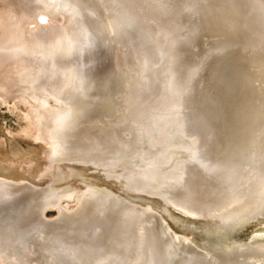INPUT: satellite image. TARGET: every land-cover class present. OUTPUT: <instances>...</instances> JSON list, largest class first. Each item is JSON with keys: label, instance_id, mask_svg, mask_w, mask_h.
<instances>
[{"label": "bare ground", "instance_id": "1", "mask_svg": "<svg viewBox=\"0 0 264 264\" xmlns=\"http://www.w3.org/2000/svg\"><path fill=\"white\" fill-rule=\"evenodd\" d=\"M36 1V11L51 8L67 14L75 27L49 48L55 55L72 53L79 40L87 46L97 39L88 20L96 13L91 0ZM103 1L113 8L100 31L114 40L137 31L140 12L147 16L151 52L136 57L140 67L133 77L135 89L129 87L124 95L119 128L128 143L144 147L134 163L151 172L142 179L156 183L153 192L160 193V183L166 185L162 194L168 203L198 218H224L220 223L234 228L264 218V0ZM29 46L48 50L43 39L26 40L17 33L3 46L0 60L19 67L10 83L54 94L64 106L50 113L45 128L54 155L61 156L71 143L73 156H101L104 148L85 142L78 132L87 108L66 105L71 96L66 91L87 96L90 81L80 75L56 83L48 55L33 56ZM32 58L38 75L29 67ZM21 186L29 191L27 201L16 194ZM36 191L0 177V260L16 259L33 237L45 236V250L55 264H172L176 257L177 264H264L263 231L249 242L236 243L238 251L222 260L195 253L187 239L162 223L157 228L150 209L114 206L91 190L37 202ZM64 198L75 199L80 210L68 215L61 207ZM49 207L60 209L62 226L53 228L35 218ZM156 234L161 236L158 244ZM163 235L171 248L163 245Z\"/></svg>", "mask_w": 264, "mask_h": 264}, {"label": "rangeland", "instance_id": "2", "mask_svg": "<svg viewBox=\"0 0 264 264\" xmlns=\"http://www.w3.org/2000/svg\"><path fill=\"white\" fill-rule=\"evenodd\" d=\"M91 1L94 3L96 13L92 14L88 20L97 39L87 46L79 40L71 50L72 53L55 55L50 49L60 40L58 36L60 34L65 36L72 28H75L72 21L68 20L70 19L68 15L55 12L51 8L46 11H36L35 7L39 6L36 0H0V52L17 33L26 40L41 38L46 42L48 50L43 51L29 46L28 51L36 57L48 55L46 61L50 68L56 70V75L53 77L56 83H65L63 78L70 76L77 78L80 75L90 81L87 96L69 88L66 94L71 96L70 100L66 101V105L72 108L79 106L87 108L88 111L86 110L80 117L78 132L85 136L81 135L85 142L93 144L97 142L96 145L100 149L104 148V150L101 149L102 157L96 158L99 161L96 164V159L90 160L83 155L73 156L70 154L71 143L61 156H55L53 143L47 138L45 128L50 119L49 115L64 106L54 94L39 89H26L20 84L12 83L14 75L16 78L19 73V67L14 62L0 60V177L38 188L33 197L37 202L44 198L60 197L67 193L79 194L91 190L97 194L98 199L107 198L114 206L128 204L149 207L163 216L175 234L187 239V247L195 253L212 254L226 260V255L238 251L235 240H240V237L235 235V230L230 226L220 223H224L225 219L198 218L173 207L162 194L166 185L160 183V193L153 192L156 183L142 179L150 176L151 172L134 166L136 158L144 147L128 143L119 128L122 127L121 116L125 111L124 95L129 87L135 89L133 82L138 76L140 67L135 55L138 39L136 40L130 34L124 38L121 37V41H117L109 32H101L100 28L107 24L113 7L103 0ZM128 1L133 3L134 0ZM29 67L34 69V75L39 74L34 58L30 59ZM76 72L80 74L77 75ZM6 78H9V81ZM40 109L45 111L40 112ZM39 112H43L41 116ZM43 119L44 122H42ZM81 124L83 126L85 124L86 127L82 126L80 129ZM137 177L146 184L135 180ZM16 194L23 200L29 199V191L23 186L16 189ZM61 207L67 209L68 215L80 210V205L75 199H62ZM35 218L46 225L49 223L54 225L53 228L62 226L59 222L61 212L58 207H49L43 214H35ZM263 225L264 218L246 224L241 240L249 242L248 237L251 236V232ZM48 239L49 237L45 240V236L33 237L31 246H28L24 253L18 252L16 259L12 256L5 257L0 260V264H40L42 260L47 261L46 264H55L54 259L45 250ZM164 243L165 248L170 247L167 240ZM178 255L180 256V253ZM176 258L175 263L172 264H177L180 260Z\"/></svg>", "mask_w": 264, "mask_h": 264}, {"label": "water", "instance_id": "3", "mask_svg": "<svg viewBox=\"0 0 264 264\" xmlns=\"http://www.w3.org/2000/svg\"><path fill=\"white\" fill-rule=\"evenodd\" d=\"M140 15H142L141 16L142 21H141L140 25H138V28L139 29L137 28L136 29L137 31H134L133 33H129V34L126 35V36H129L130 34H133V36L136 38V40L138 39V43L136 45L137 50H136V53H135L136 57H139L142 54V52H144V51L147 52V54L148 53L150 54V52H151V50H150L151 46L149 45L150 32H149V30H147L146 26L148 24L145 22L146 19H147L145 17H147V16L144 13H142V12H140ZM160 17L162 18V21L164 20L165 23H168V20L163 17V14H161ZM154 70H155V73H159L158 70L155 67H154ZM146 192L149 193L148 191H146ZM123 205L133 206V205H128V204H123ZM134 207H136V208H142V209H150L151 216L153 217V224L158 228V226L162 223L163 225H165L167 228L170 229L168 223L165 221V219L163 218V216L160 215L159 213L155 212L153 209H151L149 207H138V206H134ZM230 228H232L233 230H235L234 233H235L236 236L238 235L240 237V240H235V243H244V242H247V241L241 240V237H242L241 234L244 232L243 229L245 228V225L240 226V227H237V228H234L233 226H230ZM262 231L264 232V225L262 227L256 229V230L252 231L251 232V236L248 237V240L250 241V239L252 237H254L256 234H258L259 232H262ZM158 238H161V236L156 234L155 237H154V240H157V244H158V240H160ZM165 240L168 241L169 240V237H167V236L165 237V235H163V237H162V243H164ZM168 243H170V242H168Z\"/></svg>", "mask_w": 264, "mask_h": 264}]
</instances>
